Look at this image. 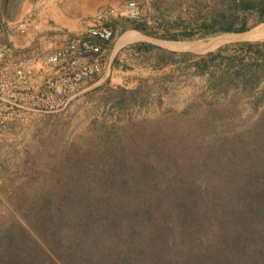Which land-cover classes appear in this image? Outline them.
Returning a JSON list of instances; mask_svg holds the SVG:
<instances>
[{
  "label": "trees",
  "instance_id": "1",
  "mask_svg": "<svg viewBox=\"0 0 264 264\" xmlns=\"http://www.w3.org/2000/svg\"><path fill=\"white\" fill-rule=\"evenodd\" d=\"M18 2L0 0L1 15L9 17ZM217 17L197 23V35L175 22L157 38L243 32L264 21V0H232ZM192 56L159 49L155 65L185 62L199 73L223 62L224 85L248 88L250 95L264 74V39L219 46L188 61ZM117 90L115 105L123 107L134 90ZM191 105L199 111L185 109L174 121L132 120L114 132L108 126L89 156L71 145L61 173L16 204L35 239L12 220L0 224V264H54L49 255L61 264H264V108L245 128L227 131L231 106ZM186 112L193 116L180 124Z\"/></svg>",
  "mask_w": 264,
  "mask_h": 264
},
{
  "label": "rangeland",
  "instance_id": "2",
  "mask_svg": "<svg viewBox=\"0 0 264 264\" xmlns=\"http://www.w3.org/2000/svg\"><path fill=\"white\" fill-rule=\"evenodd\" d=\"M20 1L13 8L14 10L10 11L9 17L5 18H11L17 13ZM231 1L153 0L149 8L160 15L156 26L161 24L163 27L175 29L174 23L177 22L180 28L193 29L197 35L196 24L202 20L218 19L217 14L227 11ZM233 20L238 24L241 13ZM252 21L253 18L250 16L246 24L250 26ZM262 39H264V21L239 33L221 32L203 38L183 40H164L156 37L153 39L155 44L150 43L155 47L147 52L135 51L137 60L132 59L131 62L145 67L147 73L127 78V82H133L134 85L111 87L106 84L92 91L91 88L86 89L58 111L29 115L8 126L6 140L0 143V224L12 220L35 239V234L22 216V210L18 209L16 204L23 205L21 200L24 196L45 189L47 183L61 173V169L58 168L65 155L69 153L68 148L71 145H78L76 151H82L87 156L95 153L103 136L106 135L104 132L108 130V126L114 132L119 126L132 120L158 119V123L174 121L177 113L185 109L188 113L192 110L199 111L195 106L187 107L189 104L197 103L203 106L210 102L232 107L231 114L224 118L227 131L245 128L253 121L258 111L264 108V96L257 98L260 89L264 86V74L252 89L253 94L250 95L248 88L239 89L231 83L224 85V80H221L225 67L223 62L209 64L198 73L195 72V66L186 65L185 62L157 66L154 57L159 49H162L166 52L174 51L177 55L183 52L191 53L194 56L188 61H193L197 59V55L212 51L219 46ZM159 40L164 41L159 42ZM166 42L173 44L169 46ZM132 50L131 45L129 52ZM122 64L130 67L125 62ZM117 87L134 90L133 98H127V103L124 102L126 104H123V107L115 105L120 99ZM187 112L183 118H179L180 124L186 125L193 116H189ZM175 124H179V121ZM180 128L174 127L173 134L177 135ZM49 256L54 264H61L53 255Z\"/></svg>",
  "mask_w": 264,
  "mask_h": 264
},
{
  "label": "built area",
  "instance_id": "3",
  "mask_svg": "<svg viewBox=\"0 0 264 264\" xmlns=\"http://www.w3.org/2000/svg\"><path fill=\"white\" fill-rule=\"evenodd\" d=\"M140 16L139 3L125 0L98 7L82 33L65 36L51 50L11 55V47L0 42V143L13 123L29 115L58 111L76 98L83 81L102 69L101 43L112 37L110 23L119 17ZM25 25L26 20L21 19L13 27L22 32Z\"/></svg>",
  "mask_w": 264,
  "mask_h": 264
},
{
  "label": "crops",
  "instance_id": "4",
  "mask_svg": "<svg viewBox=\"0 0 264 264\" xmlns=\"http://www.w3.org/2000/svg\"><path fill=\"white\" fill-rule=\"evenodd\" d=\"M124 1L21 0L17 13L13 17L5 18L0 13V42L11 47V55L29 54L37 49L48 51L59 45L65 36L82 33L98 7L115 6ZM137 2L141 8L140 18L119 17L110 23L112 37L110 40L101 43L99 56L102 69L91 79L83 81L82 91L90 88L92 91L96 87L106 84L111 85V87L114 85L129 86L133 82L128 83L127 78L147 73L145 67L131 62L132 59L137 60V53L134 50L129 52V46L138 42L154 43L153 39H156L157 35L170 29L161 24L156 26L159 22V13L149 8V5L153 4V0H137ZM21 19L26 20V25L24 30L19 32L13 25ZM132 22L142 24L143 29H131L130 24ZM162 41L164 40H159V42ZM171 44L167 45L170 46ZM169 46L166 47L175 49ZM180 49L183 50V48ZM122 62L129 64L130 67H125Z\"/></svg>",
  "mask_w": 264,
  "mask_h": 264
}]
</instances>
